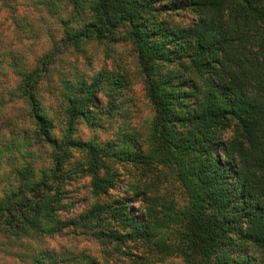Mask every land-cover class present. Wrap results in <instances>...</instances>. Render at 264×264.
Segmentation results:
<instances>
[{"label":"trees","instance_id":"1","mask_svg":"<svg viewBox=\"0 0 264 264\" xmlns=\"http://www.w3.org/2000/svg\"><path fill=\"white\" fill-rule=\"evenodd\" d=\"M37 1L50 11L61 3L68 16L62 38L36 67L0 43L7 127L0 139V251L30 264H99L34 244L85 227L109 255L129 256L121 252L127 243L140 249L131 264L173 256L185 264H264V0H182L194 19L180 27L164 18L169 6L159 0ZM0 3L18 32L34 33L10 0ZM91 41L132 45L153 111L145 135L128 121L104 142L79 133L111 125L128 101L132 81L120 68L90 75L72 65L58 74L54 108L43 103L53 65ZM9 70L17 79L6 88L1 77ZM18 101L23 112L13 116L8 111ZM231 128L234 136L225 139ZM124 170L136 181L119 192ZM76 172L89 178L95 202L64 219ZM170 182L182 204L161 192Z\"/></svg>","mask_w":264,"mask_h":264},{"label":"rangeland","instance_id":"2","mask_svg":"<svg viewBox=\"0 0 264 264\" xmlns=\"http://www.w3.org/2000/svg\"><path fill=\"white\" fill-rule=\"evenodd\" d=\"M38 2L37 0H10V4L14 6L16 15L22 19L25 18L29 22V28L34 32L31 35L28 31L25 33L18 32L12 21L10 9L0 3V43L9 46L11 49L19 50L21 56L24 58L25 64L30 68L36 67L38 61L51 50L53 42L59 41L62 38L64 34L62 19L68 16L63 6L60 9L59 6L61 3L56 5V7L50 6L52 7V11H50ZM162 4L169 6L168 16L164 17L163 15V17L170 20L174 26H187L192 23L194 16L190 9L186 7L185 1L159 0L158 6H162ZM123 35V33L117 34L116 39L121 40ZM72 65L80 67L82 73L90 75H94L102 68H120L132 81L130 91L127 92L128 101L114 116L111 125L106 122L105 127L102 129H90L84 126L79 129L82 139L86 141L91 139L100 142L107 141L113 137L114 130L123 126L126 121L129 122L126 124L136 128L142 134L145 135L148 133L147 131L153 117V111L146 99L144 80L138 72L136 58L130 43L119 41L117 43L98 44L97 42L91 41L86 44L80 54H77L74 50L67 49L53 65L49 78L46 77L43 80V89H45L43 90V103L46 107L54 108L56 105V93L53 92V88L54 86L58 87L60 84L58 83V74L67 70L69 71ZM16 79L9 70L8 75H2L1 82L4 83V87L10 88ZM10 106L11 109L8 112L13 114V116L15 114L20 115L23 112V106L19 101ZM4 113L5 111L0 110V139L7 132V127L1 124L2 119H4ZM222 134L225 139H230L234 136V130L232 128L227 129ZM36 157H38V154ZM130 175L127 170L122 171L119 192H126L127 184L131 183L132 180L136 181V179H133V170L130 171ZM174 184V182L165 184L161 192L163 193L164 191V193H168L171 197H178L182 204V197L179 194L181 190ZM66 189L69 190L67 200L73 205L61 213L64 219H69L75 214L78 216L85 208H88L89 205L95 202L90 192L89 178L82 176L79 172H76L72 180L68 181ZM113 194L118 193L113 192ZM127 195L129 198L134 197L131 193H127ZM131 206L132 210L136 211L139 203L134 202ZM34 244L35 246L41 245L44 249L51 251L57 250L61 254V257L63 249L75 252V254H86L87 257L94 258L99 264H131L129 256H132V254L136 255L140 251L132 243H127L126 249L124 245L121 248V252H125L129 256H123L122 254L109 255L107 254V250L102 251V245L85 227L76 229L75 231L66 229L64 233L55 235L52 238L43 237L42 239H37ZM260 258L258 259L259 261L264 258V255L260 256ZM0 264H30V262L20 261L18 258L0 251ZM147 264L185 263L182 258L173 256L163 262L147 261Z\"/></svg>","mask_w":264,"mask_h":264}]
</instances>
